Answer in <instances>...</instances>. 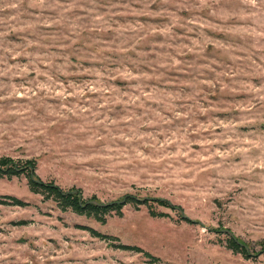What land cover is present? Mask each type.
Segmentation results:
<instances>
[{
	"label": "rangeland",
	"instance_id": "obj_1",
	"mask_svg": "<svg viewBox=\"0 0 264 264\" xmlns=\"http://www.w3.org/2000/svg\"><path fill=\"white\" fill-rule=\"evenodd\" d=\"M0 157L122 202L0 178V264H264V0H0Z\"/></svg>",
	"mask_w": 264,
	"mask_h": 264
},
{
	"label": "trees",
	"instance_id": "obj_2",
	"mask_svg": "<svg viewBox=\"0 0 264 264\" xmlns=\"http://www.w3.org/2000/svg\"><path fill=\"white\" fill-rule=\"evenodd\" d=\"M36 162L34 160H14L9 157H0V178L10 179L12 177L24 176L27 179L29 190L39 194L45 199L52 200L62 211L70 210L78 215L92 217L100 221L101 216L112 212H120L121 203L111 202L107 204L100 203L95 197L84 199L79 189L71 188L64 190L54 182H44L36 176ZM95 201L97 204H92ZM135 201L132 197L126 196L124 203ZM164 207H170L165 200H155ZM14 205H20V201L13 199ZM128 248V247H122ZM227 248L233 252L242 253L248 257L244 247L238 244L232 237H227Z\"/></svg>",
	"mask_w": 264,
	"mask_h": 264
},
{
	"label": "water",
	"instance_id": "obj_3",
	"mask_svg": "<svg viewBox=\"0 0 264 264\" xmlns=\"http://www.w3.org/2000/svg\"><path fill=\"white\" fill-rule=\"evenodd\" d=\"M124 202V201H123ZM92 204H97L95 201H92L91 202ZM119 203H122V202H119ZM230 237H232L231 233L230 232H226Z\"/></svg>",
	"mask_w": 264,
	"mask_h": 264
}]
</instances>
